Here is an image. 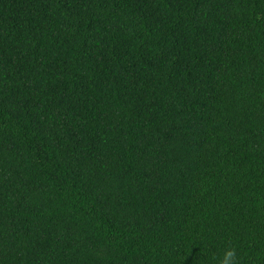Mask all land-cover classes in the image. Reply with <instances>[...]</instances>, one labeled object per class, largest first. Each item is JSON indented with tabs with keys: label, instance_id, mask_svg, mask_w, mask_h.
Segmentation results:
<instances>
[{
	"label": "trees",
	"instance_id": "trees-1",
	"mask_svg": "<svg viewBox=\"0 0 264 264\" xmlns=\"http://www.w3.org/2000/svg\"><path fill=\"white\" fill-rule=\"evenodd\" d=\"M264 264V0H0V264Z\"/></svg>",
	"mask_w": 264,
	"mask_h": 264
},
{
	"label": "clouds",
	"instance_id": "clouds-1",
	"mask_svg": "<svg viewBox=\"0 0 264 264\" xmlns=\"http://www.w3.org/2000/svg\"><path fill=\"white\" fill-rule=\"evenodd\" d=\"M236 257V252L232 248L225 249L222 259L219 261V264H233Z\"/></svg>",
	"mask_w": 264,
	"mask_h": 264
}]
</instances>
